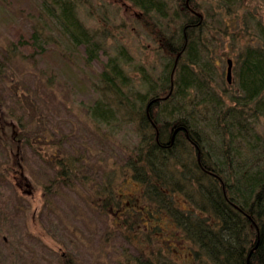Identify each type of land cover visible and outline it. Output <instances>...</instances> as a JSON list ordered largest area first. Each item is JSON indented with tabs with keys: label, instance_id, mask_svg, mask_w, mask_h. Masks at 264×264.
<instances>
[{
	"label": "trees",
	"instance_id": "1",
	"mask_svg": "<svg viewBox=\"0 0 264 264\" xmlns=\"http://www.w3.org/2000/svg\"><path fill=\"white\" fill-rule=\"evenodd\" d=\"M125 1L140 10L145 24L153 18L149 30L167 61L137 90L124 70L126 55L109 58L99 74L101 95L87 111L109 138L123 126L133 128L135 144L120 148L112 140V150L118 147L125 159L95 157L89 176L86 155L76 167L75 156L62 153L52 162L55 183L73 186L78 179L88 185L97 210L142 245L140 256L116 264H264V133L257 126L264 121V16L244 0ZM41 4L39 18L54 22L72 45L83 44L91 60L97 56L101 41L79 16L90 11L87 0ZM226 17L242 27H229ZM171 20L177 25L172 32ZM38 21L30 37L35 48L49 37ZM221 36L234 49L230 83L215 61L229 56ZM16 129L0 105V142L15 149L12 177L17 186L33 187L17 157L24 129ZM127 179L138 187L133 198L121 192ZM163 221L173 227L170 236ZM61 257L62 264H75L71 256Z\"/></svg>",
	"mask_w": 264,
	"mask_h": 264
},
{
	"label": "rangeland",
	"instance_id": "2",
	"mask_svg": "<svg viewBox=\"0 0 264 264\" xmlns=\"http://www.w3.org/2000/svg\"><path fill=\"white\" fill-rule=\"evenodd\" d=\"M167 1L171 5L172 0ZM87 2L90 11L81 10L79 16L102 44L92 60L83 44L72 45L54 22L46 16L39 18L41 0H0V105L13 117L15 127L24 129L18 138L17 157L33 185L17 186L11 174L15 149L9 152L0 142V264H62L64 255L71 256L75 264H116L141 254L138 247L142 245L129 241L113 219L90 201L88 185L78 179L73 186L61 179L54 181L57 167L52 162L65 154L75 156L76 167L80 164L77 158L86 155L89 164L84 163V170L89 176L95 157L105 159L110 154L120 163L125 159L118 147L112 150V140L119 147L135 144L133 128L123 126L117 138H109L106 128L96 126L87 111L101 95L99 74L109 58L126 55L124 70L137 90L144 77L160 75L167 61L157 52V41L149 30L153 18L145 24L140 10L125 0ZM244 2L264 16L260 2ZM39 19L42 32L49 37H43L41 46L35 48L30 37L34 26H41ZM225 19L229 27H242V23ZM176 27V22L169 21V31ZM221 38L222 50L229 56L214 59L224 78L234 49L228 37ZM257 126L264 133V121L259 120ZM137 191L133 180L121 185V192L132 198ZM135 215L133 221L138 220ZM162 224L170 236L173 227ZM169 240L177 247L180 244ZM162 245L167 247L165 241Z\"/></svg>",
	"mask_w": 264,
	"mask_h": 264
},
{
	"label": "water",
	"instance_id": "3",
	"mask_svg": "<svg viewBox=\"0 0 264 264\" xmlns=\"http://www.w3.org/2000/svg\"><path fill=\"white\" fill-rule=\"evenodd\" d=\"M226 77H227V81L230 83L232 80V60L231 59H227ZM172 140H173V136L171 137V142Z\"/></svg>",
	"mask_w": 264,
	"mask_h": 264
}]
</instances>
